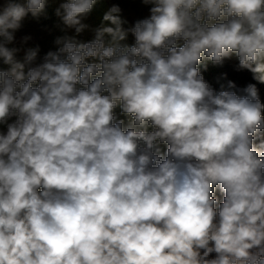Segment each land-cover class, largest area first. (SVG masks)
I'll return each instance as SVG.
<instances>
[{
	"label": "clouds",
	"instance_id": "1",
	"mask_svg": "<svg viewBox=\"0 0 264 264\" xmlns=\"http://www.w3.org/2000/svg\"><path fill=\"white\" fill-rule=\"evenodd\" d=\"M138 2L0 0V264H264V0Z\"/></svg>",
	"mask_w": 264,
	"mask_h": 264
},
{
	"label": "trees",
	"instance_id": "2",
	"mask_svg": "<svg viewBox=\"0 0 264 264\" xmlns=\"http://www.w3.org/2000/svg\"><path fill=\"white\" fill-rule=\"evenodd\" d=\"M116 2L120 3V6L123 9V15L125 18L129 20V22H133L135 19L138 18H144L148 15V9L147 7L143 6L138 2V0H116ZM56 5H50L47 9L48 15L50 19L44 20L41 19L39 23L36 21H33L31 19H28L24 22V27L20 32L17 33V38L19 39L20 36H23L25 34H32L34 37L37 38L38 42L41 43L42 51H47L50 48H53L52 45V37L47 36L45 33L41 31L42 26L48 25L51 26L54 21L55 17L52 15L53 9ZM110 5L105 3L102 5H98L97 9L92 14V17L90 18V23L93 24V26L99 24L100 16ZM54 34H59L58 32ZM42 37V38H41ZM92 34L90 32L85 33L81 39L87 40L91 39ZM132 42V38H129V43ZM235 61L226 62L224 67H216L208 64L207 71L204 72L205 79L217 90H219L220 86L224 84L226 86V80L222 79V73L228 74V79H232L237 83L238 87H243L249 82H255L251 79V74L247 72H240L237 73L233 70V64ZM203 70V68H202ZM261 92V98L264 100V85H258ZM119 110H117L118 112ZM124 118V117H121ZM127 119V118H124ZM163 147V146H162ZM219 195V193H218Z\"/></svg>",
	"mask_w": 264,
	"mask_h": 264
}]
</instances>
